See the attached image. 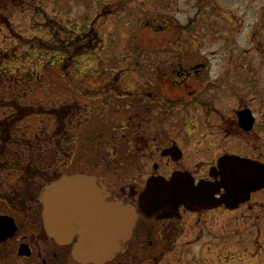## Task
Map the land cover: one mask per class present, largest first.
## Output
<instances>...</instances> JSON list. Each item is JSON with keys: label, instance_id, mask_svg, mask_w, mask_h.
Returning <instances> with one entry per match:
<instances>
[{"label": "rangeland", "instance_id": "1", "mask_svg": "<svg viewBox=\"0 0 264 264\" xmlns=\"http://www.w3.org/2000/svg\"><path fill=\"white\" fill-rule=\"evenodd\" d=\"M6 1L0 0V167L31 161L45 178L73 154L79 165L69 174L86 172L87 115L76 109L73 116L71 101L86 103L78 93L94 97L102 83L145 82L147 70L159 80V68H171L178 57L182 65L203 66L191 102L199 82L225 84L232 88L230 108L249 104L264 120V0H18L4 11ZM165 74L162 80H174ZM216 91H203L212 101L201 119L210 123L215 117L207 111L227 103ZM185 109L183 164L193 173L230 145L218 143L216 123L199 134V106ZM259 131L255 157L264 154ZM182 226L181 247L133 254L162 258L159 264H264V207L213 209L185 216Z\"/></svg>", "mask_w": 264, "mask_h": 264}, {"label": "flooded vegetation", "instance_id": "2", "mask_svg": "<svg viewBox=\"0 0 264 264\" xmlns=\"http://www.w3.org/2000/svg\"><path fill=\"white\" fill-rule=\"evenodd\" d=\"M16 1H6L2 10L7 11ZM174 62L176 65L171 68H159L156 73L159 80L154 81V74L146 72L145 82L102 83L101 86L93 87L96 90L94 97H88V92L78 93L86 103L79 105L71 101L73 116L76 109L77 113L83 111L87 115L81 138L86 172L78 173L94 176V186L105 188L108 202L117 201L130 206L137 216L133 234L124 247L125 254L110 264H159L162 258L152 255V259H138L133 251L177 249L181 247L178 239L185 216L194 217L213 209H227L224 204H220L216 208L191 206L180 207L176 212L169 209L158 211L156 208L151 209L149 203L141 201L149 184L155 187L158 180L169 182L174 174L186 172L183 164L186 104L199 106V134L208 127L214 129L216 123L215 129L222 137L218 143L228 141L230 145L228 152H222L189 173L196 187L204 183L213 188L215 198L222 197L225 193L222 188L224 173L218 162L223 158L227 170L236 175L242 173L236 169L239 165H254L258 170L264 168V154L255 157L252 152V142H260L259 128L264 131V120L259 122L258 114L249 108V104L238 109L230 108L232 88L225 84H213L207 88L199 82V98L191 102L192 96L197 93L190 90L192 83L198 82L196 76L199 74V65L188 67L182 65L180 59ZM165 73L173 74L174 80H162ZM211 89L217 90L221 99L227 102L207 111L206 116L215 117L214 123H210L208 117L201 119L204 107L212 101V98L204 97L203 91ZM84 95L86 98H83ZM213 100L218 101V98ZM261 117L264 118V114ZM92 119L94 125H90ZM72 147L73 150L76 148L73 140ZM261 148L264 152V141ZM180 154V159L176 161L175 158ZM73 158L71 154L64 165L45 178H42L43 172L37 168V163L31 161L2 164L0 170L5 174L0 177V264H78L71 257V250L77 244L80 233L88 226L94 230L100 228L103 214L82 211L80 214L60 215V202L56 204V213L48 217L47 221L43 215L42 202L45 189L59 182L63 176H70L69 170L79 165ZM77 186L62 187L57 198L69 196L73 205L72 199H76L82 200L83 207H88L90 195L79 193V190L84 189ZM69 190L75 194L68 195ZM91 205L96 207L95 203ZM257 205L264 207V188L250 192L244 202L233 205L229 210L235 211L241 207L252 210ZM142 212L148 217L143 216ZM47 225L57 235L68 233L72 236L69 239L64 238V235L49 239L46 235Z\"/></svg>", "mask_w": 264, "mask_h": 264}, {"label": "water", "instance_id": "3", "mask_svg": "<svg viewBox=\"0 0 264 264\" xmlns=\"http://www.w3.org/2000/svg\"><path fill=\"white\" fill-rule=\"evenodd\" d=\"M245 112L242 113L244 115ZM243 119H245L243 117ZM177 156L175 160H179ZM220 169L223 170L222 188L224 194L220 199L214 197L215 192L211 186L204 183L194 186L193 179L187 173H176L169 182H157V184H149L145 193L141 196V201L150 204L151 209L159 210L169 209L173 212L180 206L190 208L191 206H203L205 208L216 207L224 204L227 208L235 204L245 201L250 192L258 191L264 187V168L258 170L256 167L239 165L237 170H241V174L230 172L226 165L225 158L218 162ZM221 164L223 167L221 168ZM71 185H78L79 193L89 194L88 207H83L82 200L72 199L74 205L69 200V196L57 198L59 189L62 187L70 188ZM68 195L75 194L74 191H68ZM95 194V196H92ZM44 212L43 215L48 221V217L56 213V204L59 205L60 215L66 213L88 212L103 214L102 224L99 229L94 230L92 226L81 232L78 244L72 250V258L80 264H108L117 256L125 252V245L130 240L135 226L137 216L130 206H124L121 202H108V195L105 188L98 189L94 186V178L85 175H74L71 177H63L59 182L45 189L42 198ZM95 203L96 207H92ZM188 206V207H187ZM143 216L148 215L142 212ZM62 234V233H61ZM46 235L53 239L55 236H63L66 239L71 238L72 234L64 233L57 235L46 226Z\"/></svg>", "mask_w": 264, "mask_h": 264}, {"label": "bare ground", "instance_id": "4", "mask_svg": "<svg viewBox=\"0 0 264 264\" xmlns=\"http://www.w3.org/2000/svg\"><path fill=\"white\" fill-rule=\"evenodd\" d=\"M78 241H79V240H78ZM77 244H78V242H77ZM77 244H76V245H77ZM76 245H75V246H76ZM75 246H74V247H75ZM74 247L72 248V250L74 249ZM72 250H71V252H72Z\"/></svg>", "mask_w": 264, "mask_h": 264}, {"label": "trees", "instance_id": "5", "mask_svg": "<svg viewBox=\"0 0 264 264\" xmlns=\"http://www.w3.org/2000/svg\"><path fill=\"white\" fill-rule=\"evenodd\" d=\"M61 126H62V123H61Z\"/></svg>", "mask_w": 264, "mask_h": 264}]
</instances>
